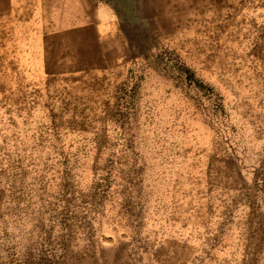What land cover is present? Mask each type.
<instances>
[{"label": "rangeland", "instance_id": "374dc122", "mask_svg": "<svg viewBox=\"0 0 264 264\" xmlns=\"http://www.w3.org/2000/svg\"><path fill=\"white\" fill-rule=\"evenodd\" d=\"M0 264H264V0H0Z\"/></svg>", "mask_w": 264, "mask_h": 264}]
</instances>
